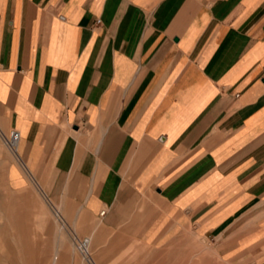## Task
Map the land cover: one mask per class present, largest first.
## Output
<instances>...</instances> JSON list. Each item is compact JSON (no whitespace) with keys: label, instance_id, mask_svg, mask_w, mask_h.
<instances>
[{"label":"crops","instance_id":"0c3cea01","mask_svg":"<svg viewBox=\"0 0 264 264\" xmlns=\"http://www.w3.org/2000/svg\"><path fill=\"white\" fill-rule=\"evenodd\" d=\"M0 135L94 264H264V0H0Z\"/></svg>","mask_w":264,"mask_h":264},{"label":"rangeland","instance_id":"374dc122","mask_svg":"<svg viewBox=\"0 0 264 264\" xmlns=\"http://www.w3.org/2000/svg\"><path fill=\"white\" fill-rule=\"evenodd\" d=\"M11 154L0 135V155ZM53 224L55 252H46V223ZM62 222L32 188L14 190L8 185L0 160V264H94L95 254L79 249L80 240L64 236ZM65 244L66 252H62ZM65 256V260L63 257ZM93 259V260H92Z\"/></svg>","mask_w":264,"mask_h":264},{"label":"built area","instance_id":"2783aa9c","mask_svg":"<svg viewBox=\"0 0 264 264\" xmlns=\"http://www.w3.org/2000/svg\"><path fill=\"white\" fill-rule=\"evenodd\" d=\"M20 140H21V133L16 129L12 130L9 136L6 138V142L9 148H11L13 151L17 150V146ZM102 213H104V211H102ZM86 244H87V241L83 240L80 242V247L84 249L86 247Z\"/></svg>","mask_w":264,"mask_h":264},{"label":"bare ground","instance_id":"6f19581e","mask_svg":"<svg viewBox=\"0 0 264 264\" xmlns=\"http://www.w3.org/2000/svg\"><path fill=\"white\" fill-rule=\"evenodd\" d=\"M87 241V244H86V247L84 249H82L79 245V249L82 251V252H85L87 255H89V248H90V239L89 238H86L84 239ZM83 241V240H82ZM95 262V260H94Z\"/></svg>","mask_w":264,"mask_h":264}]
</instances>
